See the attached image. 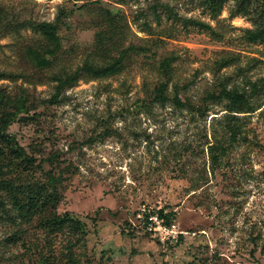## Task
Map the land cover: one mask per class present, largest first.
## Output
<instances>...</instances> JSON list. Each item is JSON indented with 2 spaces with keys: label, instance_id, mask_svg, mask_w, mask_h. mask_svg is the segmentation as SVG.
<instances>
[{
  "label": "rangeland",
  "instance_id": "374dc122",
  "mask_svg": "<svg viewBox=\"0 0 264 264\" xmlns=\"http://www.w3.org/2000/svg\"><path fill=\"white\" fill-rule=\"evenodd\" d=\"M205 1L0 0L16 26L0 29V115L18 116L0 140V199L9 206L10 182L57 198L30 222L0 219V264H264V44L245 36L264 19V0L234 16L229 0L216 17ZM107 12L121 31L102 52ZM58 17L60 46L48 54L25 24L56 26ZM125 49L117 73L84 70L66 82L86 62L106 64ZM170 55V96L173 83L193 103L236 85L254 104L234 116L243 135L218 162L211 147L228 146L223 104L205 119L152 100ZM144 204L174 210L182 238L162 243L146 233L137 217ZM51 213L80 225H40Z\"/></svg>",
  "mask_w": 264,
  "mask_h": 264
},
{
  "label": "trees",
  "instance_id": "16d2710c",
  "mask_svg": "<svg viewBox=\"0 0 264 264\" xmlns=\"http://www.w3.org/2000/svg\"><path fill=\"white\" fill-rule=\"evenodd\" d=\"M229 0H206L205 5L210 11V14L213 17L218 16L224 9L225 4ZM236 1V9L231 13V15H236L239 13L246 14L248 12L249 5L251 0H235ZM65 13V11H62ZM106 17L108 18L110 28L108 32L100 31L97 38V47L98 50L102 52H107L112 49L110 43H116L118 38L114 40L113 38L119 34L121 30H118L119 27L117 25V21L115 18L107 12ZM60 18H57L56 26L51 22H41L38 24H25L31 25L35 30L40 32L43 37L46 39L48 46L46 47V51L48 54H54L55 50L60 46V35L58 33L59 21ZM197 24L204 26L206 28L211 29L210 24L204 23L201 21H197ZM13 26L12 23L8 22L5 14L0 12V29H10ZM246 38L253 43H261L264 44V19L263 17H259L254 21L253 28L246 29ZM49 47V48H48ZM49 49V50H48ZM110 49V50H109ZM127 56V50H121V55L114 60L106 61V64L95 65L91 62H86L81 69H78L74 74L67 76L68 83H74L81 75L82 71L86 70L95 76L101 75H109L115 74L122 68V64L124 59ZM176 60L175 55H170L165 57L161 62V70L165 75V80L162 81L154 90V96L152 100L160 103H167L171 101V103L180 110H188L193 115L204 117L205 119L209 116L210 111L218 105L224 106L225 119H226V132L228 134V146H224L223 143H220L216 146L211 147L212 151V161H219V152H224L229 148L230 145L238 142L243 135V126L239 121H236V114L247 113L253 111L254 104L247 95V91L244 88L239 86L228 87L227 85L220 89L218 92H207L202 98L200 103H193L190 98L186 97L185 100L180 97V89L185 90L187 87L180 86L177 83H173V92L174 95L170 96L169 90L170 85L173 79V61ZM231 61V58H226L220 61L222 64H228ZM3 73H0V76H3ZM62 76H57L58 80H61ZM249 85L253 88V94H259L261 91V86L258 82L249 81ZM1 106V102H0ZM236 118H235V117ZM17 115L10 113H2L0 115V140L2 138L6 139V132L8 127L15 121H17ZM0 151H2L0 149ZM56 181L59 182L60 179L57 177ZM8 192L10 195L9 206L7 205V201L0 199V219H6L9 222L16 224L20 221L30 222L38 213V211L45 210L50 202L55 201V198L52 194L48 196H43L38 190H29L26 192L22 187L17 186L13 183H8ZM160 216L164 217L167 222L176 220V212L174 210H168L165 207H162L157 210ZM73 221L69 216H60L56 213H51L50 215H43L40 218V225L44 227H48L51 229L60 228L68 222ZM76 221V220H75ZM72 225H80L79 221L71 222ZM126 226H130L126 224ZM135 228H125L123 233H126L130 236L136 237L137 234L134 230ZM147 233V232H146ZM14 237L17 235L14 234ZM179 239L182 238V234L179 235Z\"/></svg>",
  "mask_w": 264,
  "mask_h": 264
},
{
  "label": "built area",
  "instance_id": "2783aa9c",
  "mask_svg": "<svg viewBox=\"0 0 264 264\" xmlns=\"http://www.w3.org/2000/svg\"><path fill=\"white\" fill-rule=\"evenodd\" d=\"M160 208H153L144 204L138 210L137 217L144 223L146 232L157 239L158 242H168L177 238L182 232L177 228L174 221L167 222L166 219L157 212Z\"/></svg>",
  "mask_w": 264,
  "mask_h": 264
}]
</instances>
